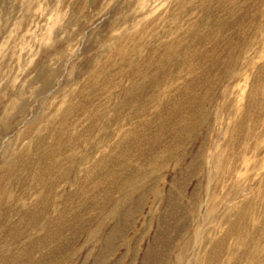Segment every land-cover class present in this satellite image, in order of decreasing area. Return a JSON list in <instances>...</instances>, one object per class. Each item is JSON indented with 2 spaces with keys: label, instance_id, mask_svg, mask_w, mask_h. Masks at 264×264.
Segmentation results:
<instances>
[{
  "label": "rangeland",
  "instance_id": "374dc122",
  "mask_svg": "<svg viewBox=\"0 0 264 264\" xmlns=\"http://www.w3.org/2000/svg\"><path fill=\"white\" fill-rule=\"evenodd\" d=\"M0 264H264V0H0Z\"/></svg>",
  "mask_w": 264,
  "mask_h": 264
}]
</instances>
